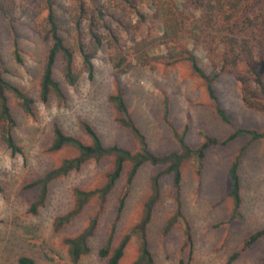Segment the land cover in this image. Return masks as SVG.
Instances as JSON below:
<instances>
[{"label":"rangeland","instance_id":"1","mask_svg":"<svg viewBox=\"0 0 264 264\" xmlns=\"http://www.w3.org/2000/svg\"><path fill=\"white\" fill-rule=\"evenodd\" d=\"M224 1L225 13L220 15L205 8L204 0H176L173 5L175 15L185 24L176 43L179 48L193 51L200 66L210 74L213 72L212 50L220 54L226 52L225 58L232 59L234 55L240 58L245 40L250 38L246 43L251 45L253 52L256 51L253 47L256 40L252 36L264 42V19L242 30L241 25L238 27L240 32L232 26L236 18L240 21L245 16L246 0ZM132 2L136 6L134 9L122 7L118 0H53L60 34L74 51L73 63L78 79L74 85L65 81L62 61L58 57L54 78L66 97L60 100L51 96L47 102L38 98L39 76L50 45L42 26L46 15L45 1L8 0L6 3L11 9L8 17L0 12V52L7 61L4 76L35 99L34 115L25 114L11 100L15 117L13 134L20 151H11L0 138V264H20L18 258L21 255L32 257L35 264H106L107 257L100 256L98 249L105 243L113 225L114 246L139 220L142 204L151 191V178L160 173V197L148 230L153 264H225L243 237L264 227V137L249 139L239 136L226 144L210 146L201 164L194 158L184 162L179 200L183 218L190 224L194 237L191 260H187L181 250L183 227L180 222L168 231L164 230L165 221L175 213V197L171 174L162 165L144 164L139 168L126 204L116 220L115 199L123 179L117 183L90 237L91 251L76 262L69 258L63 239L86 225L94 199L71 222L59 229L54 228V220L73 207L72 192L75 187L92 189L105 183L110 159L90 160L81 169L50 181L44 202L31 211L38 193L34 181L64 157L76 153L70 147L57 151L49 149L54 121L66 132L76 135H81L79 122L87 121L106 145L116 143L124 148L137 149L134 138L117 121L116 111L108 98L118 87L123 92L132 118L145 135L149 149L156 154L177 150L179 145L172 136V130L182 132L185 125L184 139L192 147L199 146L204 134L222 141L236 127L264 128V114L243 103L233 74L223 72L213 81L219 105L228 118L225 120L217 113L205 81L192 70L187 59L167 64L165 59L158 57L166 52L164 44H158L165 28L163 9L151 0ZM80 4L86 12L82 11L85 14L76 25L75 14H80ZM96 7L103 11L102 17L94 10ZM87 9L89 14L92 11L96 16L94 28L104 38V44L93 58L92 76L84 70L77 49L78 38L82 43L89 40L90 15ZM137 10L145 17L135 13ZM262 10L264 12L261 4L255 7L256 13ZM253 13L251 11L249 16L252 17ZM208 22L213 23L214 32L209 34L207 41L201 37L197 39L195 34H205L206 25L209 29ZM15 33L23 58L21 63L16 62L11 54ZM108 34H115L119 45H113ZM213 34H217L216 37ZM223 35L238 36L242 44H233L235 50L231 51L232 45L227 43L228 38L221 39ZM142 40L150 43L151 47L147 46L153 59L150 64H139L136 57L132 58L136 48L142 47L139 44ZM118 47L134 63L125 72L117 70L110 62L111 54ZM164 100L168 106L166 112ZM235 157L239 160L242 218L229 221L228 168ZM138 252L139 240L133 235L119 264H133ZM232 264H264V237L241 252Z\"/></svg>","mask_w":264,"mask_h":264},{"label":"trees","instance_id":"2","mask_svg":"<svg viewBox=\"0 0 264 264\" xmlns=\"http://www.w3.org/2000/svg\"><path fill=\"white\" fill-rule=\"evenodd\" d=\"M6 1L8 0H0V12L5 17H8L11 9ZM44 1L46 15L42 22V26L44 28V37L49 40L50 45L39 76L38 98L41 102H47L51 96L60 100L65 99L66 97V93L61 88L59 82L54 78V66L58 57H60L62 61L61 70L65 81L69 85H74L78 79V75L74 70V51L65 43L63 36L60 34L58 18L53 8V0ZM118 1L121 2L122 7H130L132 9L136 7L132 0ZM151 1L159 5V9H163L161 13L165 24L163 33L158 41L159 43H157L164 44L166 52L160 54L158 57L165 59L167 64H173L180 59H187L191 64L192 70L205 81L208 95L213 100L217 113L223 119L228 120L224 110L219 105L213 87V81L223 72H229L235 77L239 84L240 96L243 103L247 107L259 110L264 114V42L262 39L257 37L254 38L253 36L251 37L256 40L255 45L253 46L256 47L255 52H253L251 45L248 46L246 43L250 38L245 40V44L242 47V51L245 49V52L243 53L241 51L240 58L235 55L233 56L232 53V59L225 58L224 54L226 52L220 54L219 52L212 50L211 61L213 72L211 74L207 73L200 66L193 51L185 47L179 48V44L176 43V39L180 35L179 33L184 30L185 25L181 18L175 15L173 5L176 0ZM204 1L205 8L213 11V13L216 14V12H218V15L225 13L224 0ZM260 4L264 6V0H246V2H244L245 16L240 18V21H238L239 18H236V20L232 22V26L237 28L235 31L240 32L242 29L254 26L257 21L264 19L263 10L260 13H256L255 11V7ZM79 9L81 11L80 14L78 12L75 14L76 25H79L81 17L86 12V8L84 10L82 4H80ZM95 9L98 16L102 17L103 11L101 8L96 7L94 10ZM164 9L166 11H164ZM82 11L85 12L82 13ZM251 11L254 12L252 17L249 16ZM92 13L93 12L90 11L89 14V10L87 9V14L90 15L88 32L89 40L87 43H82L79 38L77 39V49L81 54L83 68L87 71L89 76H92L94 73L93 58L104 44L102 34L94 28L96 16ZM135 13H139L141 18L145 17V15L138 12V10L135 11ZM230 17H232V15H230ZM238 23H240V25ZM208 25L209 29L206 25L205 34H195L197 39L201 37L204 41H207L209 34L213 33L215 30L213 23L208 22ZM240 26L241 30L238 28ZM253 34L256 33L253 32ZM108 35L110 36L113 45H119V39L115 34ZM213 35L216 37L217 34ZM227 38L229 39L227 43L232 45H230L231 51L235 50L233 44L241 43L238 36L232 38L230 35H223L221 39ZM222 42L225 43L226 41ZM139 44H141L142 47L136 48V54L132 56V58L136 57V62L139 64H150L151 60H153L148 54L150 51L149 47H151L148 44L150 43L146 40H142ZM136 45H138V43H136ZM11 54L16 62H22L23 58L18 46L16 33L12 36ZM254 54L257 57H255ZM155 58L158 59L157 56H155ZM110 62L113 67L123 72L128 70L134 64H132V60L130 61L128 55L122 52L119 47L115 53L111 54ZM6 65L7 61L2 52H0V138L6 143L11 151L17 152L20 151L21 148L18 146L13 134L15 117L12 111L11 100H14L25 114L34 115L35 99L23 91L18 85L5 78L4 73L7 71ZM108 98L116 111L117 121L121 126L126 128L134 138L137 149L131 150L124 148L116 143L106 145L100 134L87 121L81 120L79 122L81 135L66 132L57 121H54L52 127V141L49 149L57 151L64 147H70L74 149L76 153L72 156L64 157L59 164L47 170L39 179L34 181L33 185L37 186L38 193L31 206V211L36 210V207L44 202L47 196L48 183L50 181L65 176L72 171L81 169V167L90 160L100 161L102 159H110L111 165L106 173L105 183L92 189L75 187L72 192L74 198L73 207L69 211L57 215L54 220V228L59 229L71 222V220L83 210L84 206L91 199H94V207L89 215L86 225L79 232L73 235H68L63 239L69 258L73 262H76L82 256L91 251V246L89 244L90 237L93 235L99 219L106 208L109 195L117 186V183L123 179L115 199L116 220L120 217L126 204L133 179L139 168L144 164L162 165L165 167L167 173L171 174L175 197V213L165 221L164 230L168 231L174 226V224L180 222L183 227L181 250L184 251L187 260H191L194 252V237L190 224L183 218L181 203L179 200V189L182 182V166L184 162L188 159L194 158L199 164H201L205 151L210 146L215 144H226L239 136H247L249 139H259L264 137V128L262 130H257L255 128L236 127L222 141H219L216 137L204 134L202 138L203 140L200 142L199 146L192 147L184 139L187 130V125H185L182 132L172 130V136L179 145L178 149L162 154H156L149 149L145 135L132 118L122 90L118 87ZM163 105L164 111H168L166 100H164ZM238 165V157H235L228 168V178L230 183L228 191V196L230 198V206L228 209L229 221L242 218L243 197ZM160 175L161 173L156 174L151 178V191L142 204V211L139 220L129 229V231L122 235L119 242L114 246L112 243L115 225H113L105 243L98 249V254L100 256L107 257L106 264H119L124 249L133 235H136L139 240V252L133 264L154 263V257L149 247L148 230L152 221L154 207L160 197V187L158 185V178ZM1 188L0 182V190ZM263 237L264 227L258 228L243 237L237 247L228 256L225 264H232L241 252L248 249L252 244ZM18 262L20 264H35L34 259L28 255H21L18 258Z\"/></svg>","mask_w":264,"mask_h":264}]
</instances>
